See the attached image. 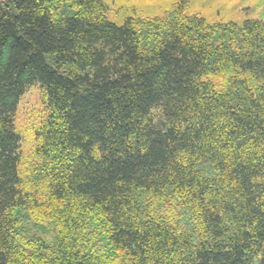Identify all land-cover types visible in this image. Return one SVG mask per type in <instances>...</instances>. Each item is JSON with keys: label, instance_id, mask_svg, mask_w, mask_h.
<instances>
[{"label": "trees", "instance_id": "obj_1", "mask_svg": "<svg viewBox=\"0 0 264 264\" xmlns=\"http://www.w3.org/2000/svg\"><path fill=\"white\" fill-rule=\"evenodd\" d=\"M108 14L0 0V264H264V22Z\"/></svg>", "mask_w": 264, "mask_h": 264}, {"label": "rangeland", "instance_id": "obj_2", "mask_svg": "<svg viewBox=\"0 0 264 264\" xmlns=\"http://www.w3.org/2000/svg\"><path fill=\"white\" fill-rule=\"evenodd\" d=\"M109 7L108 20L122 25L126 18L154 19L169 16L179 5L185 14L205 19L209 25L235 23L247 20L264 22V0H104ZM39 84L28 88L20 98L15 131L20 139L21 155L27 160L34 145L29 132L37 125L43 113ZM44 116V113H43ZM42 116V117H43ZM24 162V161H23Z\"/></svg>", "mask_w": 264, "mask_h": 264}]
</instances>
